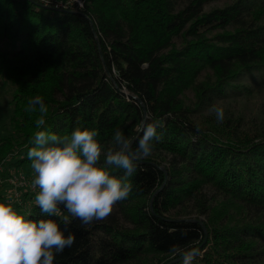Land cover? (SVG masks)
Instances as JSON below:
<instances>
[{
    "label": "trees",
    "instance_id": "16d2710c",
    "mask_svg": "<svg viewBox=\"0 0 264 264\" xmlns=\"http://www.w3.org/2000/svg\"><path fill=\"white\" fill-rule=\"evenodd\" d=\"M80 1L0 0V82L14 88L0 163L9 155L34 179L27 153L38 130L96 129L110 144L116 129L135 139L142 121L162 119V138L106 219L61 222L76 240L54 264H181L173 246L197 249L193 264H264V101L250 119L224 107L218 122L210 111L264 89V0ZM35 96L48 106L40 129ZM22 191L32 203L19 197L18 211L59 219L35 205L38 188Z\"/></svg>",
    "mask_w": 264,
    "mask_h": 264
},
{
    "label": "clouds",
    "instance_id": "9594fccd",
    "mask_svg": "<svg viewBox=\"0 0 264 264\" xmlns=\"http://www.w3.org/2000/svg\"><path fill=\"white\" fill-rule=\"evenodd\" d=\"M28 106L31 111L38 107L40 129L48 106L40 96L29 99ZM210 111L223 122V108L213 105ZM162 127V119L142 121L135 139L116 129L110 144L97 139L96 129L77 127L63 136L36 131L34 146L27 153L35 177L32 187L39 189L34 203L46 216L59 219H31V213L22 214L12 197H6V202H0V264H54L56 256L76 240L72 233L65 235L61 222L68 225L71 217L81 226H90L127 200L133 191L130 177L153 154ZM118 170H123L122 176L116 174ZM170 252L181 255V264H193L199 254L195 248L182 251L177 246Z\"/></svg>",
    "mask_w": 264,
    "mask_h": 264
},
{
    "label": "rangeland",
    "instance_id": "374dc122",
    "mask_svg": "<svg viewBox=\"0 0 264 264\" xmlns=\"http://www.w3.org/2000/svg\"><path fill=\"white\" fill-rule=\"evenodd\" d=\"M73 0H69V2H71ZM232 0H217L214 3H212L213 7H223L226 4H228L229 2H231ZM13 91L14 88L7 83H1L0 82V137L2 135H10L9 133L12 132V129L9 125V117H10V111L12 109V104L10 102L12 96H13ZM189 98H191L193 96L192 93H189ZM264 101V89H262L260 92H258L257 94L248 96V97H240L238 100L232 101V102H226L224 104H222V106L220 108H224L227 107L229 109V111L231 112H235V111H241L242 113H244V115H246L247 119L250 118H255L257 117V115H259V108L261 107V105L263 104ZM262 108V107H261ZM8 157H6L5 159H3V173H2V179H6L12 175H14L15 173L17 174L18 171L22 172V173H26L27 169L25 167H23L22 169H16L15 167H13L12 165H8V163H10L11 160V156L7 155ZM26 175V174H25ZM28 177L29 180H31V182L33 181V172H29L26 175ZM18 182V181H17ZM16 187L13 184H8L7 182L1 184L0 183V202H3V197H8L11 196L10 195V191L14 190ZM15 190L19 191V197H23L24 199V193L26 191H22L20 189V187H17ZM21 190V191H20ZM36 193V192H35ZM13 200V198H12ZM16 200H13V202ZM20 201V200H19ZM31 199L27 198L26 201L25 199L21 201V205L28 207L29 204H31ZM190 210V208L184 209L182 212H188ZM185 218L188 219H201L204 218L203 216H198L195 213H191L189 216L187 215ZM158 261V258H154V257H145L144 259H140L138 260V262H134V264H156Z\"/></svg>",
    "mask_w": 264,
    "mask_h": 264
},
{
    "label": "built area",
    "instance_id": "2783aa9c",
    "mask_svg": "<svg viewBox=\"0 0 264 264\" xmlns=\"http://www.w3.org/2000/svg\"><path fill=\"white\" fill-rule=\"evenodd\" d=\"M39 1L40 3H43L44 5H51L57 9L59 8H79L82 5V2L80 0H73L71 2L67 1L66 3L55 1V0H36ZM3 169V162L0 163V183L3 184L7 182L8 184H13L16 188L20 187L21 190H30V191H36L37 188L32 187V182L31 180L28 179V177L22 173L18 172L17 174L15 173L14 175L6 178L5 180L2 179V171ZM18 181V182H17ZM15 188V189H16ZM11 190L10 195L13 198V200H19V191L17 190ZM20 190V191H21Z\"/></svg>",
    "mask_w": 264,
    "mask_h": 264
},
{
    "label": "water",
    "instance_id": "95a60500",
    "mask_svg": "<svg viewBox=\"0 0 264 264\" xmlns=\"http://www.w3.org/2000/svg\"><path fill=\"white\" fill-rule=\"evenodd\" d=\"M137 101H139V100H137ZM139 102H141V101H139ZM141 104H142V106H143V109H144V113L146 112V110H145V107H144V105H143V103L141 102ZM205 228V227H204Z\"/></svg>",
    "mask_w": 264,
    "mask_h": 264
}]
</instances>
